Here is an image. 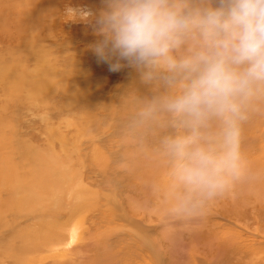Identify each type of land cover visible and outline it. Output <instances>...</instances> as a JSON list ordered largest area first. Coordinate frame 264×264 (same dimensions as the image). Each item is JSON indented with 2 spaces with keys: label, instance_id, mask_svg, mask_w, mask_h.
<instances>
[{
  "label": "rangeland",
  "instance_id": "374dc122",
  "mask_svg": "<svg viewBox=\"0 0 264 264\" xmlns=\"http://www.w3.org/2000/svg\"><path fill=\"white\" fill-rule=\"evenodd\" d=\"M102 1L0 0V11L4 9L0 12V31L6 29L4 32L15 37L16 41L21 34L27 43L38 36L43 39L50 35V41L45 37L48 45L44 41L42 44L50 47L52 52L47 57L39 56L40 62L37 65H21V62L18 65L16 61L19 55L25 57L26 54L10 52L11 56H8V50L5 49L4 54L3 49L0 50V58L5 63L0 64V232L21 218L37 215V208L54 209L53 222L57 214H60L58 219L62 228L57 234L61 238L65 236L66 239L67 230L71 226H79L76 250H69L59 261L41 262V256L44 255L36 251L33 245L30 248V245L22 247L23 253L19 252L18 247L23 241H31L32 235L29 232L37 229L32 226L25 228L27 231L22 230V242L4 244L7 247L0 249V264H116L108 251L102 260V250L95 247L98 253H89L88 247L93 248L95 240H104L110 235L116 237L121 232H125L126 239L122 246L126 250L142 242L138 235L113 217L98 226L91 224L95 208L108 207L109 212L112 210L119 214L117 206L121 201L124 205L134 204L136 216L141 217L143 226L149 231L151 246L146 244V259L143 262L137 259L133 264H264V255L261 254H264V115L259 112L253 116V120H256L249 124L241 122L238 174L229 178L226 186L212 196L192 194L179 180L175 164L170 163L173 160L164 147V140L172 130L171 137L185 135L187 130L178 127L163 110H149L154 98L151 99L145 87L164 81L156 79L139 87L138 81H132L129 77L135 72L134 69L124 67L119 72H111L108 63H99L93 54L92 45L99 37L94 22L91 18L89 21L83 19L81 13L98 15L102 10ZM193 2L198 4L200 0ZM27 6L28 12L25 13ZM19 7L24 9V14H17ZM6 8L9 10L6 11ZM23 19L27 20L26 26L21 25L25 21ZM18 22L21 30H17L21 32L15 29ZM28 31L34 34L35 39L28 38ZM0 39L4 40H0V47H8L9 42H6L2 34ZM15 43L13 40L9 46L16 47ZM183 53L186 54L187 49H182L178 55ZM14 58L16 61H12ZM45 65L52 73L49 79L51 83L47 81L46 84L47 90L38 84L45 83L40 76ZM82 66L85 71L88 70L86 74L92 78L91 82L79 81L80 78L76 81L75 76L71 77V71H77ZM164 84L159 85L169 89L161 90L158 97L175 94L180 90L178 86L171 88ZM76 85L77 89L74 88ZM33 87L36 89L33 90ZM104 87H107L106 92ZM121 89L122 93H119ZM257 98H264V95ZM256 102L253 103L261 104ZM161 147L165 150V155L160 159L161 169L155 171V177H149L147 173L153 174L151 167L154 171L153 166L158 162L155 151ZM118 150H122V154L127 153L125 158H130L128 164L121 163L129 171L128 177L133 173L131 179L134 180L146 175L144 181L148 183L137 180L134 189L133 195L139 199V203L126 199V191L123 192L119 186L126 174L113 171L107 174L111 177L107 182L100 177L95 178L100 182L94 181L92 185L85 181V175L87 177L89 172L104 171L105 165L110 158L115 157V151ZM146 156L147 164L139 168L140 160ZM133 167L139 169L133 171ZM113 168H118V165ZM36 177L40 178V182L36 181ZM43 179H58L57 191L51 193L50 190L39 189L37 185L42 188ZM29 181L38 183L31 189ZM22 184L26 186V191L18 190L17 202L11 193L16 190L12 188ZM144 201H147L148 207L141 206L140 203ZM88 228H92L89 234ZM11 245L17 248L9 247ZM253 247L255 249L251 250ZM15 249L20 256L13 255ZM123 257L127 258L126 254Z\"/></svg>",
  "mask_w": 264,
  "mask_h": 264
},
{
  "label": "clouds",
  "instance_id": "9594fccd",
  "mask_svg": "<svg viewBox=\"0 0 264 264\" xmlns=\"http://www.w3.org/2000/svg\"><path fill=\"white\" fill-rule=\"evenodd\" d=\"M103 3L98 15L81 13L99 37L92 51L111 72L129 67L142 83L179 87L149 110H163L187 130L164 140L182 184L214 195L238 174L245 109L264 95V0Z\"/></svg>",
  "mask_w": 264,
  "mask_h": 264
},
{
  "label": "bare ground",
  "instance_id": "6f19581e",
  "mask_svg": "<svg viewBox=\"0 0 264 264\" xmlns=\"http://www.w3.org/2000/svg\"><path fill=\"white\" fill-rule=\"evenodd\" d=\"M44 1H47V0H44ZM46 3V2H45ZM100 3V2H99ZM194 3V2H193ZM26 4V3H25ZM28 4H29V2H28ZM99 6H100V4H99ZM103 7H104V3H103V1H102V7H101V9H103ZM91 9H92V7H90ZM94 8V7H93ZM98 8V7H97ZM7 9L8 8H6V11H7ZM100 9V8H99ZM4 10V9H3ZM2 10V11H3ZM9 10V9H8ZM16 10V9H15ZM15 10H11L12 12H14ZM2 11H0V12H2ZM48 11V10H47ZM98 11H100V10H98ZM5 12V11H4ZM3 12V13H4ZM16 12H17V14H19V15H21L23 12H24V9H22L21 10V7H19V9L18 10H16ZM26 12H28V6H27V8H26V11H25V13ZM45 12V11H44ZM24 14V13H23ZM5 15V14H4ZM26 15V14H25ZM16 17V16H15ZM1 18H3V17H1ZM20 18L22 19L23 18V16L21 17L20 16ZM19 18V19H20ZM4 19V18H3ZM20 19V20H21ZM20 20H19V22H20ZM25 19H23L22 21H24ZM89 21V20H88ZM18 22V26L16 25V27H18V28H16L15 27V29L17 30V29H19V30H21L20 28H19V23ZM15 25V23H13V26ZM21 25H27V20H25ZM3 30H1L0 31V34H2V36H3V38H5V39H7V41L6 42H9L10 44L12 43V41L14 40L16 43V47L15 46H9V43H8V47H6L5 46V48L4 47H0V50H2L3 51V54L5 53V49L6 50H8V52L10 53H12V52H15L14 54H16V53H18V54H22V53H24V54H26V56L25 57H22V56H20L19 55V59H18V57L16 56V58L18 59V61H16V58H14L12 61H16V64H18L19 65V62H21L22 64L21 65H37L39 62H40V58H39V56L40 57H47V54H51L52 52L50 51V47H47V46H44L43 44H42V42L44 41V42H47V40H49L50 41V39L48 38L50 35H47V36H45L46 37V39L47 40H45V37L42 39V37H39L38 36V38L37 39H35L34 37H33V35L34 34H32L31 32H29V34H27L28 35V38L30 39V38H32L33 37V39H35L34 41H32V42H30V43H27V41H26V38H25V36H23V35H21V34H19L18 35V37H17V41L15 40V37H10L9 36V34H6L4 31L6 30H4V28H2ZM19 30H17V31H19ZM19 32H21V31H19ZM23 32V31H22ZM27 33V32H26ZM14 35V34H13ZM12 35V36H13ZM26 35V34H25ZM91 36V35H90ZM51 37V36H50ZM92 37V36H91ZM88 38V37H87ZM90 38V37H89ZM96 38V37H95ZM32 39V40H33ZM69 39V38H68ZM1 40V39H0ZM31 40V39H30ZM53 40V38H51V41ZM86 40V39H85ZM1 41H4V40H1ZM54 41V40H53ZM82 41V40H81ZM41 42V43H40ZM79 42V41H78ZM95 42H96V40H95ZM94 42V43H95ZM48 43L49 42H47V45H48ZM14 44V43H13ZM39 44H41V45H39ZM1 45V44H0ZM3 45V44H2ZM51 45V44H50ZM54 48V47H53ZM63 48V47H62ZM185 49H187V48H185ZM54 50H56V48L54 49ZM88 50V49H87ZM91 50V49H90ZM184 50V49H183ZM181 51V50H180ZM80 52V51H79ZM0 53H2V52H0ZM11 53L10 54H7L8 56H11ZM67 54V53H66ZM94 54V53H93ZM178 54V53H177ZM184 54V53H183ZM1 55V54H0ZM3 56H5V55H3ZM49 57V56H48ZM96 57V56H95ZM74 59V58H73ZM95 59V58H94ZM97 60H98V58H96ZM6 61H7V59H5ZM84 60V59H83ZM82 61V60H81ZM74 63H78V62H75V61H73ZM96 62V61H95ZM91 63V62H90ZM89 63V64H90ZM93 63H94V61H93ZM99 63H101L100 61H99ZM99 63H97V64H99ZM106 63V62H105ZM0 64H5L4 63V60L3 59H1L0 58ZM41 64V63H40ZM79 64V63H78ZM84 65V64H83ZM88 65V64H87ZM92 66V64H90V67ZM105 66V65H104ZM45 67H46V65H45ZM43 67V69H42V72L40 73V76H42L43 78H44V80H45V83L44 82H41V83H38V84H40V86L42 87V89H46V88H48V86H46V84L48 85V82L47 81H49L50 82V80H51V77H50V75L52 74L50 71H48V68L46 67ZM108 67V66H107ZM65 68V67H64ZM76 68V67H75ZM81 68H82V70H81ZM81 68H79L77 71H75V70H73V71H71V73H70V75H71V77L72 76H75L74 77V79H76V81H77V78H80V80L79 81H81L82 80V82H88V80L91 82L92 80V78L89 76V75H87L86 73H87V71H85V68L82 66ZM88 68V67H87ZM97 68V67H96ZM21 69V68H20ZM91 69H93V68H91ZM105 69V68H104ZM98 70V69H97ZM96 70V71H97ZM102 70V69H101ZM92 72H93V70H92ZM124 72V71H123ZM136 72V71H135ZM135 72H133L129 77H130V79L132 80V81H138V83H139V87H143V85L145 84V83H142L141 82V80H140V78H139V76L138 75H136L135 74ZM97 73H98V71H97ZM124 73H126V72H124ZM107 74V73H106ZM109 75V74H108ZM92 76V75H91ZM116 77V76H115ZM120 77V76H119ZM69 78V80L71 79L70 77H68ZM73 78V77H72ZM136 78V79H135ZM50 79V80H49ZM119 79V78H118ZM79 81H78V84H79ZM131 81V82H132ZM51 83V82H50ZM75 83V82H74ZM84 83V84H85ZM93 83V82H92ZM160 83H163L164 84V82H159L158 83V85H156L155 84V86H154V83H151V86L150 87H145L146 89H147V91L149 92V95H151V99H153V98H156V97H158V96H160V91L161 90H164L165 88H166V86H164V85H159ZM76 84H77V82H76ZM77 84V85H78ZM83 84V83H82ZM150 84V83H149ZM31 85L33 86V84L31 83ZM74 85V84H73ZM74 86V88H76L77 89V87L78 86ZM146 85V84H145ZM108 86V85H107ZM125 86V85H124ZM138 87V88H139ZM36 88H34L33 87V90H35ZM104 89V92H106L107 90V87H104L103 88ZM119 89V88H118ZM166 89H169V88H166ZM47 90V89H46ZM72 90V89H71ZM129 90H131V89H129ZM135 90V89H134ZM73 91H75V90H73ZM72 91V92H73ZM133 91V90H132ZM136 92H137V90H135ZM71 91H70V93H72ZM104 92H102L104 95H106L107 93H104ZM2 93V92H1ZM65 93H68V91H65ZM75 93H77V92H75ZM101 93V94H102ZM116 93V92H115ZM114 93V94H115ZM119 93H122V89L119 91ZM127 93V92H126ZM133 93V92H132ZM73 94V93H72ZM118 94V93H117ZM131 94V93H130ZM76 95V94H75ZM75 95H68V96H75ZM78 95V94H77ZM123 95H125V93L123 94ZM135 95V94H134ZM1 96V95H0ZM66 96V95H65ZM132 96H133V94H132ZM145 96V95H144ZM148 96V95H147ZM147 96H145V97H147ZM117 97V96H116ZM123 97H125V96H123ZM130 97V96H129ZM131 98V97H130ZM129 99V98H128ZM122 100V99H121ZM126 100V99H125ZM257 100V102L256 103H261V104H255V103H253L254 101H256ZM256 100H254V101H251L248 105H247V107H246V109H245V111H246V114H247V116H248V119H247V121H245V124H249L250 123V121H254V120H256V119H254L253 120V116H254V114H256V113H259V112H261L263 115H264V98H256ZM133 101V100H132ZM146 102V101H145ZM149 105V104H148ZM102 106H103V103H102ZM114 107V106H113ZM263 107V108H262ZM103 108H105V106L103 107ZM115 108V107H114ZM95 109V108H94ZM132 109V108H131ZM146 109V108H145ZM145 109H143V110H145ZM70 110V109H69ZM72 110V109H71ZM87 111H88V109H86ZM146 110H148V109H146ZM158 111L159 110H161V109H157ZM112 111V110H111ZM142 112V111H141ZM155 112V111H154ZM112 113H114V112H112ZM156 113V112H155ZM130 114V113H129ZM137 114V113H136ZM157 114V113H156ZM159 114V113H158ZM126 115V114H125ZM142 115V114H141ZM160 115V114H159ZM139 116H140V114H139ZM138 116V117H139ZM164 117V116H163ZM169 117V116H168ZM161 118H162V116H161ZM263 118V117H262ZM135 119H137L136 117H135ZM138 119H140V118H138ZM137 119V120H138ZM155 119V118H154ZM165 119V118H164ZM126 120V119H125ZM124 120V121H125ZM130 120V119H129ZM170 120H171V118H170ZM99 121V120H98ZM249 121V122H248ZM135 122V121H134ZM125 123V122H124ZM163 123V122H162ZM167 124V123H166ZM99 126V125H98ZM215 127H218V125H214V128ZM253 127V126H252ZM167 129V128H166ZM241 129H242V125H241ZM173 131L174 130H172V132L168 135V137H171L172 136V133H173ZM244 131V130H243ZM244 133V132H243ZM245 135V134H244ZM252 135V134H251ZM250 135V136H251ZM255 135V134H254ZM162 137V136H161ZM245 137V136H244ZM167 138V137H166ZM250 138V137H249ZM158 140V139H157ZM241 141V140H240ZM252 141V140H251ZM250 141V142H251ZM154 142V141H153ZM152 142V143H153ZM244 142V141H243ZM246 142V141H245ZM241 143H242V141H241ZM240 143V144H241ZM248 143V142H247ZM24 144V143H23ZM129 144V143H128ZM251 145H252V143H251ZM122 146H124V145H121V147ZM244 146V145H243ZM120 147V145H118V148ZM250 147V146H249ZM117 148V147H116ZM127 148V147H126ZM164 147H161V149H159V151H155L157 154H158V162H157V164H155L154 166H153V169H154V171L152 170V167H151V171H152V173L153 174H151V173H147V174H150V175H147V176H149V177H151V175H152V177H155L156 176V172L155 171H157L159 168L161 169V166H162V163H161V158L163 157V155H165L164 154V149H163ZM23 149H24V147H23ZM124 149V148H123ZM158 149V148H157ZM241 150V149H240ZM122 150H118V151H115L116 153L114 154V158H110V161L108 162V164H107V166L105 165V169H104V171H98V172H95V171H93V172H89V174H88V176L86 177V175H85V181L87 182V184H89V185H92L93 183H94V181H99L100 182V180H97V179H95V178H98V177H100V178H102L103 180H105V182H107L108 180V178L110 177H108L107 176V174H110V172H120V174H126V175H124V177L122 178V176H121V178H122V181L119 183V184H121V185H119L120 187H122L123 188V192L124 191H126V193H127V196H126V199H130V200H132L133 202H138V200L139 199H137V198H135L134 197V189L137 187L136 185H137V180H139V181H141V182H144L145 184L146 183H148L147 181L145 182L144 180H145V176L146 175H144L143 177H139V179H134V180H132L131 179V176H132V174L130 175V177H128V172L129 171H126V169H125V167H124V164H121L122 162L123 163H125V164H128L129 163V156H127L126 158H125V156H126V154L127 153H124V154H122V152H121ZM124 151V150H123ZM159 152H160V154H159ZM252 156V155H251ZM155 157V156H154ZM243 157V156H242ZM129 158V159H128ZM150 159H152L151 157H149ZM156 158V157H155ZM156 158V159H157ZM145 159V160H144ZM143 160H140L141 161V163H139V168H141V166L142 165H146L147 164V162H148V156H146L145 158H144ZM156 159H153V160H156ZM152 160V161H153ZM168 160V159H167ZM248 160V159H247ZM255 160V159H254ZM151 161V162H152ZM165 161V160H164ZM163 161V162H164ZM145 162V163H144ZM170 163H174V162H170ZM170 163H167L168 165L170 164ZM150 164V163H149ZM165 164V163H164ZM116 165H118V168H113L114 166H116ZM174 165V164H173ZM172 165V166H173ZM260 165H261V163H259V167H260ZM135 166V165H134ZM150 166V165H149ZM170 166V165H169ZM175 166V165H174ZM139 168H134L133 167V171H135V170H138ZM169 168V167H168ZM175 168V167H174ZM159 169V170H160ZM118 170V171H117ZM131 170V169H130ZM149 170V169H148ZM170 171V170H169ZM132 172V171H131ZM149 172V171H148ZM262 172V171H261ZM170 173V172H169ZM174 173H176V172H174ZM263 174V173H262ZM113 175V174H112ZM162 175V174H161ZM168 175V174H167ZM264 175V174H263ZM262 175V176H263ZM170 176V175H169ZM261 175H260V177H262ZM62 177V176H61ZM61 177H59V179L61 178ZM115 177V176H114ZM118 177V176H117ZM111 178V177H110ZM109 178V179H110ZM161 178H162V176H161ZM253 178H258V176H254ZM263 178H264V176H263ZM65 179V178H64ZM63 179V180H64ZM116 180L118 179V178H115ZM44 180V185H41L42 186V188H40L39 187V185H37L38 186V188L39 189H41V190H50L51 191V193L52 192H54V191H57V189H58V187H59V181H58V179H56L55 181L54 180H50V179H43ZM118 180H120V179H118ZM163 181H164V179H162ZM166 180V179H165ZM260 180H261V178H260ZM264 180V179H263ZM36 181H39L40 182V178L39 177H36ZM36 181H34V182H28L29 183V185H30V188L32 189L33 187H35L36 186V183H38V182H36ZM62 181V180H61ZM110 181H112V180H110ZM261 182V181H260ZM118 183V182H117ZM163 183V182H162ZM144 184V185H145ZM118 185V184H117ZM141 185V184H140ZM149 185V184H148ZM169 185V184H168ZM62 186V185H61ZM146 186V185H145ZM140 187H142V186H140ZM146 188V187H145ZM13 190H16V191H12L11 193H12V195L15 197V199H16V201L17 202H19V197H18V195H17V192H18V190H24V191H26V186L24 185V184H22V185H20V186H17V187H13L12 188ZM116 189V188H115ZM151 189V188H150ZM170 189H172V188H170ZM145 190V189H144ZM163 190V189H162ZM173 190H175L174 188H173ZM155 191V190H154ZM119 192V191H118ZM140 193V192H139ZM141 193H143L144 194V192L141 190ZM154 193H156V192H154ZM114 194V193H113ZM121 195H124L122 192L120 193ZM157 194H158V192H157ZM115 195V194H114ZM124 196V197H125ZM142 196V195H141ZM119 197V196H118ZM120 198V197H119ZM121 201V200H120ZM149 202H150V200H148ZM139 203V202H138ZM141 204V206L142 207H148V204H147V201H144V202H141L140 203ZM173 204V203H172ZM132 205V206H131ZM118 207V212H119V214L116 212H112V210L109 212V209H108V207H97V208H95V210L94 211H92V219H93V221H92V225L93 226H98L99 225V223H101V222H106L107 221V219H109V218H111V217H113V218H115L116 219V221H119V222H121V223H123L128 229H130L131 231H132V233L133 234H135V235H138L141 239H142V242L139 244L138 243V245L136 246V245H134V246H132V247H129L127 250H126V248L124 249V246H122V243L125 241V232H121V234H119V235H117L116 237H114V236H112V235H110V236H108V238H104V237H102V238H104V240H100V241H97V240H95L94 242H93V248L95 249V250H93V248H91V247H88V249H89V253H94V254H96V253H98V250L97 249H99V250H102L103 251V253H101L102 254V256H103V258H102V260H104L105 258H106V251H108L111 255H112V258H113V261H115V263L116 264H133V262H135L137 259H139V262H143L146 258V256H144V253H145V251H146V244L147 245H149V246H151V244H149V237H148V235H149V231L145 228V226H143V223H142V219H141V217L139 218L138 216H136V211H135V206H134V204H132V203H127V204H123V202L121 201V203H120V205H118L117 206ZM175 207V206H174ZM107 210H106V209ZM112 208V207H111ZM110 208V209H111ZM37 212H38V214L37 215H34V216H27V217H24V218H21L20 220H18V222L20 221V223H18V222H14V223H12V224H9L4 230H2L1 232H0V249L3 247H7V246H4V244L6 243V242H12V243H16V241H20V242H22L23 241V229H25V228H31L32 226H35L37 229H34V230H32V231H30L29 232V234L30 235H32L31 236V241H23L22 243L23 244H21V246H19L18 247V249H19V252L22 254L23 253V248H27V245H30L29 246V248L30 247H32V245H33V247H34V249L36 250V251H38V252H40L42 255H44V257L43 256H41L43 259H41V262H43V263H46V262H51V263H53L54 261H59L60 259H62L63 258V256H65V254H66V252L68 253L69 252V250H76V244H77V242H78V240H79V226L78 225H75V226H71L68 230H67V234H66V239H65V236L63 237V238H61L58 234H57V232L62 228V225H61V221L58 219V215H60V214H57V216H56V220L53 222V214L55 213V210L54 209H52V208H37ZM114 221V220H113ZM23 226H25L24 228H22ZM212 226V225H211ZM92 227V226H91ZM92 229V228H91ZM91 229L90 228H88V231H87V233L89 234L90 233V231H91ZM24 231H27L26 229L24 230ZM26 233V232H25ZM104 232H102V234H103ZM109 232H107V234H108ZM28 234V233H27ZM117 234V233H116ZM106 235V234H105ZM216 238V237H215ZM235 240V239H234ZM102 241V242H101ZM236 241V240H235ZM237 245V244H236ZM75 246V247H74ZM9 247H13V248H17V246L16 247H14V246H9ZM23 247V248H22ZM59 247H62L61 249H58L57 250V248H59ZM74 247V248H73ZM97 249H96V248ZM231 247V246H230ZM232 247H234V246H232ZM241 248V247H240ZM245 248V247H244ZM252 249H255L254 247L253 248H251V250ZM258 249H259V247H258ZM27 250V249H26ZM30 250V249H29ZM238 250H239V248H238ZM244 250V249H243ZM247 250V248L245 249V251ZM18 252V250L17 249H15V250H13L12 251V253H13V255L15 256V257H18V256H20L21 254ZM28 252V251H27ZM262 252V251H261ZM263 252H264V248H263ZM245 253H247V252H245ZM126 254V257L127 258H124L123 257V255H125ZM262 255H264L263 253H261ZM219 255V254H218ZM241 255V254H240ZM218 257V256H217ZM216 257V258H217ZM241 257V256H240ZM230 258V257H229ZM144 259V260H143ZM236 259V258H235ZM236 261V260H235ZM237 261H238V258H237ZM230 262V261H229ZM231 263H233L232 261H231ZM10 264H14V262L13 263H10ZM58 264V263H57Z\"/></svg>",
  "mask_w": 264,
  "mask_h": 264
}]
</instances>
